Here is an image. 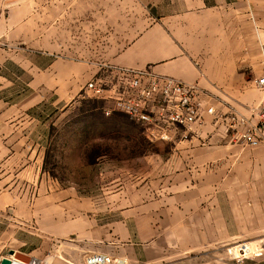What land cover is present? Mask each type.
<instances>
[{"label": "crops", "instance_id": "0c3cea01", "mask_svg": "<svg viewBox=\"0 0 264 264\" xmlns=\"http://www.w3.org/2000/svg\"><path fill=\"white\" fill-rule=\"evenodd\" d=\"M113 6L114 19L108 15L100 19L102 26L112 29L102 33L101 42L93 29L99 19L88 10L70 15L68 35L55 29V42L59 37V42L73 45L68 55L54 49L55 89L78 92L91 82L113 81L120 70L149 71L198 85L208 93L206 106L219 108L216 116L205 114L199 125L170 131L169 157L160 162L162 173L150 183V193L139 194L137 200L149 206L133 211L149 219L145 252L149 249L152 258L163 263L173 255L227 250L239 241L260 240L264 237V143L250 147L230 129V122L237 115L257 124L264 112V89L257 85L263 74L264 0H118ZM87 44L93 50L100 44L110 53L83 52ZM20 152L12 153V162L30 156L31 149ZM81 201L87 199L75 189L41 191L31 205L27 198L8 202L0 198V224L6 210L13 212L14 224L36 220L37 232L53 242L39 244L35 259L50 264L46 260L53 256L63 259L52 264H84L89 253L114 244L118 231L97 220L87 221L86 213L80 218L84 224L71 221L78 219ZM79 240L84 248L77 246ZM4 250L0 247V254ZM254 251L249 247L246 254ZM4 258L0 256V263Z\"/></svg>", "mask_w": 264, "mask_h": 264}, {"label": "rangeland", "instance_id": "374dc122", "mask_svg": "<svg viewBox=\"0 0 264 264\" xmlns=\"http://www.w3.org/2000/svg\"><path fill=\"white\" fill-rule=\"evenodd\" d=\"M117 2L0 0V198L6 202L27 198L31 205L41 191L77 190L87 201L78 202V219L70 220L80 226V218L86 213L87 221L97 220L118 231L114 244L102 245V252L89 253L108 255L113 264H264V237L255 242L239 241L227 250L173 255L167 263L152 258L149 249L145 252L150 240L149 219L135 216L133 211L149 206L137 200L139 194L150 193V183L162 173L160 162L169 157L168 139L126 114L106 116L105 107L111 104L95 98L85 86L78 92L64 91L55 89L53 83L54 49L68 55L73 47L69 42H59V37L55 42V29L62 28L68 35L70 15L88 10L99 19L93 29L100 33L96 39L101 42L102 33L112 29L102 26L100 19L108 15L113 20ZM94 49L87 44L82 51L97 56L110 53L100 44ZM201 91L207 102L208 93ZM21 148L31 149L30 156L12 162V153L21 154ZM11 213L4 211L1 219L0 247L5 250L0 256L14 251L13 255L22 260L36 258L33 253L38 245L53 240L37 232L36 220L21 219L14 224ZM82 240L77 246L84 248ZM241 245L255 251L240 256L236 249ZM62 259L50 256L46 261L52 264Z\"/></svg>", "mask_w": 264, "mask_h": 264}, {"label": "built area", "instance_id": "2783aa9c", "mask_svg": "<svg viewBox=\"0 0 264 264\" xmlns=\"http://www.w3.org/2000/svg\"><path fill=\"white\" fill-rule=\"evenodd\" d=\"M263 74L257 81L264 89V43L261 46ZM87 91L95 98L110 103L105 109L106 116L114 112L126 114L138 124L152 127L162 139H168L170 131L199 125L205 114L216 116L214 106L207 107L198 85L187 84L173 78L155 75L149 71L134 72L120 70L111 82H91ZM244 128L240 132V129ZM230 129L240 133L241 139L250 147L257 148L264 143V112L259 122L252 124L244 117L231 118ZM248 246L241 245L240 256H247ZM9 258L11 264H44L31 258L22 260L15 255ZM85 264H113L112 258L104 254H92L85 259Z\"/></svg>", "mask_w": 264, "mask_h": 264}, {"label": "water", "instance_id": "95a60500", "mask_svg": "<svg viewBox=\"0 0 264 264\" xmlns=\"http://www.w3.org/2000/svg\"><path fill=\"white\" fill-rule=\"evenodd\" d=\"M14 253H15L14 251H11L10 256H12ZM0 264H11V261L9 260V258H4L1 260Z\"/></svg>", "mask_w": 264, "mask_h": 264}]
</instances>
